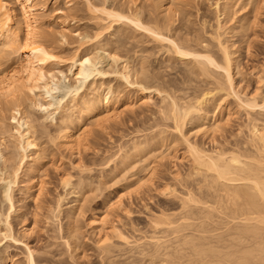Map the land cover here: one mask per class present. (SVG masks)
Returning a JSON list of instances; mask_svg holds the SVG:
<instances>
[{
  "label": "rangeland",
  "instance_id": "1",
  "mask_svg": "<svg viewBox=\"0 0 264 264\" xmlns=\"http://www.w3.org/2000/svg\"><path fill=\"white\" fill-rule=\"evenodd\" d=\"M88 1L95 6L103 2ZM106 2L109 8L137 9L149 22L169 23L164 32L176 44H188L198 51L204 48L215 60L220 58L212 38L218 21L220 39L237 52V97L257 96L260 100L264 96V0ZM35 3L37 28L61 59L51 70L61 77H56V85L47 94L24 90L18 114L12 101H0V264H28L29 255L35 264H99L104 260L98 248L100 238L115 246L113 258L119 261L114 260L125 264L126 256L133 254L134 242L140 244L153 234L164 237L163 226L161 229L154 222L178 216L182 211L179 198L191 189V155L170 119L171 99L186 105L202 93L217 92L216 81L223 79L212 72L209 77L201 75L191 59L176 58L131 27L121 26L118 33L114 28L104 30L99 38H93L99 24L108 21L87 13L86 0ZM226 3L230 7L224 13ZM10 4L14 22L16 17L20 20L19 5ZM77 9L83 11L77 13L83 17H64ZM64 21L69 25L67 33L62 32ZM75 56L93 61L94 56L99 57L100 63L93 64L100 74L72 79L68 73ZM90 64L85 63V68H92ZM124 70L129 71L128 82L120 76ZM61 73L67 80H61ZM139 85L152 92L145 104ZM106 94L110 105L104 112L118 113L116 117L113 111L114 117L109 115L107 123H92L70 103L79 96L101 99ZM220 95L224 97L225 92ZM210 101L208 116L213 113V99ZM38 104L48 108L43 110ZM223 105L216 116L220 129L213 137L195 135L199 124L195 114L184 121L182 134L207 152L229 150L247 141L252 124H264L263 110L250 111L233 97L226 98ZM13 118L31 126L37 150L22 145L16 130L23 133L26 127ZM63 118L73 121V134L85 129L77 148L67 146L61 138L64 125L71 122L63 123ZM159 133L165 137L163 143L156 142ZM135 144L141 148L140 155L123 165ZM92 220L102 225L99 232L89 228ZM120 237H126L131 246L125 247Z\"/></svg>",
  "mask_w": 264,
  "mask_h": 264
},
{
  "label": "bare ground",
  "instance_id": "2",
  "mask_svg": "<svg viewBox=\"0 0 264 264\" xmlns=\"http://www.w3.org/2000/svg\"><path fill=\"white\" fill-rule=\"evenodd\" d=\"M11 1L13 4L19 5L20 8V20H17L16 17L15 22V16L12 15L10 7ZM106 3V0H103L99 6H95L86 0L87 13L99 14V17L96 15L97 18L95 16L93 18L101 20L102 17L105 19L103 21H108L104 26H100V24L99 27L97 26L93 38H99L104 30L114 28L115 33H118L121 26L131 27L166 47V50L171 51L176 58L191 59L190 61L196 65V69L201 75L208 76L209 72H212L220 75L223 79L221 83L216 81L217 92L202 93L186 105L181 106L176 99H171L170 119L191 155L190 176L193 177L190 183L192 184L191 189L188 186V192L182 199L179 198L182 211H179L178 216L177 214L175 218L174 215H171L173 218L164 216V220L160 219L158 222H154L156 226L160 225V228L163 226V230L167 228L165 231H161L164 237L157 238L153 234L140 244L136 245L137 242H134L135 250H132L133 246L130 247L133 254L129 252L131 256H126L125 264H135L137 260L138 264H264V124H252L249 137L241 147L235 145L229 150L219 148L212 152L201 149L196 142H191L181 132L184 121L195 114L199 123L195 135L202 133L204 136L213 137L220 129V123L216 120V116L223 110V102L226 98L237 99L238 103L250 111L255 109L264 111V96L260 100L257 96L244 100L237 97L234 79V75L239 71L237 52L229 49L220 39L221 27L218 21L212 38L217 42L220 58L215 60L204 48L198 51L188 44H176L164 32L165 29H168L169 23L160 25L155 21L149 22L144 20L137 9L132 11L117 7L109 8ZM36 4L35 0H0V101H12L16 112L21 106L19 97L24 93V90L27 89L31 92L39 90L47 94L52 90V86L56 85L57 79L61 77L55 76L56 74L51 70V67L61 64V59L37 28L39 27L37 26L39 15L35 13ZM226 5L224 13L230 4L226 3ZM161 8L162 6L159 5L160 10ZM165 11L168 13L169 10H163V12ZM79 12L83 11L77 9L73 11V15L66 14L64 17H83V15H77ZM65 21L62 23L63 33H67L69 26ZM116 25L119 26L115 28ZM101 50L104 51L102 48ZM94 57L95 63L99 64V57ZM97 59H99V63H97ZM91 61H93L92 58L73 57L68 74L75 80L80 77L86 80L95 74H100L99 70L95 68L97 65L95 66L94 61ZM85 63H91V67L93 66L95 70L93 67V69L85 68ZM64 75L61 80H67V75ZM120 76L128 82L129 71L124 70ZM56 77L58 78L56 79ZM139 89L143 93L141 102L145 104L152 93L151 89L140 85ZM223 91L225 92L224 97L220 95V92ZM216 95H220V97ZM83 96H79L78 99H70V103L82 114V117L92 123H99L100 120L105 123V120L114 117L115 110H112V116L109 114L111 117L105 113L110 105L107 94L101 99H88V96ZM216 97L218 98L216 99ZM165 98L167 97H162L163 100H166ZM211 99H213V105H211L213 113L208 116L206 110L209 108ZM39 107L45 110L47 106L39 105ZM117 114L115 112V116ZM105 115L106 118L102 120ZM66 118L65 120L63 118V123L69 122L70 119ZM13 120L17 124L23 123L26 127L23 133H20L19 129L16 130L22 145L27 149L37 150V144L31 137V126L29 125V127L23 119V122H19L15 118ZM72 122L64 125L65 128L62 129L61 136L65 140V144L71 148L77 146V142L82 141L81 138L85 133V129L81 131L80 127L77 129L81 133L73 134L72 124H70ZM72 127L74 129V126ZM161 134L159 133L160 137L159 135L155 137L158 139L157 143L164 142L165 137H161ZM138 147L137 144L133 146L131 156L127 155L122 160L123 165L129 163L132 156L140 155L141 150L139 149L141 148ZM98 224L96 220H92L88 226L91 230L98 231L101 230L99 226L102 227ZM161 233L159 232V234ZM120 238L125 247L131 246L126 237ZM98 243L100 254L104 258L99 264H120L115 261L118 260L117 257H114L115 260L113 258L115 246L111 242L100 238ZM27 261L28 264H35L30 255Z\"/></svg>",
  "mask_w": 264,
  "mask_h": 264
}]
</instances>
